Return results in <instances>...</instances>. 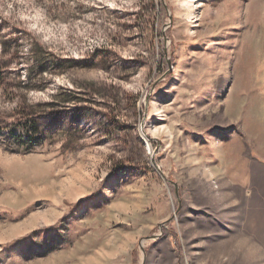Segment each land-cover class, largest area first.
Segmentation results:
<instances>
[{"label": "rangeland", "instance_id": "rangeland-1", "mask_svg": "<svg viewBox=\"0 0 264 264\" xmlns=\"http://www.w3.org/2000/svg\"><path fill=\"white\" fill-rule=\"evenodd\" d=\"M0 264H264V0H0Z\"/></svg>", "mask_w": 264, "mask_h": 264}, {"label": "water", "instance_id": "water-1", "mask_svg": "<svg viewBox=\"0 0 264 264\" xmlns=\"http://www.w3.org/2000/svg\"><path fill=\"white\" fill-rule=\"evenodd\" d=\"M169 220H170V219H169ZM169 220H167V221L161 223L160 226L164 225V224H165L166 222H168ZM158 236H159V234H156V235H152V236H150V237H148V238L156 239V238H158Z\"/></svg>", "mask_w": 264, "mask_h": 264}]
</instances>
